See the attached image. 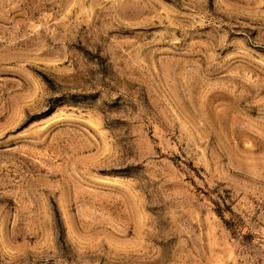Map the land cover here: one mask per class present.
Returning a JSON list of instances; mask_svg holds the SVG:
<instances>
[{
	"label": "rangeland",
	"instance_id": "obj_1",
	"mask_svg": "<svg viewBox=\"0 0 264 264\" xmlns=\"http://www.w3.org/2000/svg\"><path fill=\"white\" fill-rule=\"evenodd\" d=\"M0 264H264V0H0Z\"/></svg>",
	"mask_w": 264,
	"mask_h": 264
}]
</instances>
